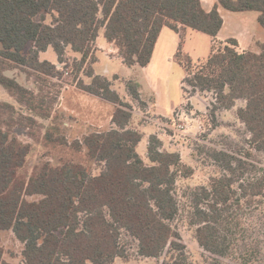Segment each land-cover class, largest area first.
Returning a JSON list of instances; mask_svg holds the SVG:
<instances>
[{
	"label": "trees",
	"instance_id": "1",
	"mask_svg": "<svg viewBox=\"0 0 264 264\" xmlns=\"http://www.w3.org/2000/svg\"><path fill=\"white\" fill-rule=\"evenodd\" d=\"M219 8L257 12V31L264 34V0H218L210 11L201 0H0V85L20 105L49 118L45 99L36 106L34 91L6 76V71L20 68L41 78L62 77L55 64L41 60V53L52 49L60 63H65L68 50L81 55L79 72L88 61H97L94 51L102 30L126 66L144 68L164 27L177 33L190 28L216 38L224 25ZM227 43L195 71L186 68L182 89L189 97L213 95L209 109L213 127H218L219 112L244 102L237 117L254 150L264 156V40H257L258 51L244 53L237 51V40ZM86 76L91 82L80 80L78 88L116 109L110 129L94 130L73 143L75 150L85 151L83 162L59 166L46 162L29 178L22 177L31 146L14 129L34 127L37 121L9 103H0V264H14L5 259L4 232H11L23 245L19 264H115L127 257L123 237L136 243L141 258L157 264H189L187 246L173 225L181 210L180 153L165 150L163 142L151 135L146 163L137 149L143 133L132 126L133 106L111 81L95 75L93 67ZM126 88L143 108L138 80H128ZM61 133L55 122L45 139L67 144ZM211 156L226 174L190 193L191 224L206 253L227 258L239 242L230 235L242 228L240 210L264 199V169L236 188L237 171L249 163L227 151H213ZM247 156L252 158L253 153ZM253 254L248 251L242 258L247 261Z\"/></svg>",
	"mask_w": 264,
	"mask_h": 264
},
{
	"label": "rangeland",
	"instance_id": "2",
	"mask_svg": "<svg viewBox=\"0 0 264 264\" xmlns=\"http://www.w3.org/2000/svg\"><path fill=\"white\" fill-rule=\"evenodd\" d=\"M249 15H258V13L252 12ZM50 21L51 17H48V22ZM254 24L258 25L257 22H254ZM101 34L103 36V33ZM254 36V50L258 51L256 42L258 39L264 40V34L257 31ZM180 44L181 48L180 50L178 48V50L180 51L181 58L178 59L176 57V63H174L170 72L172 75L163 78V88L174 100L183 98L181 80H183L186 68L192 66V70L195 71L198 64L203 61L201 57L202 51H194L191 45L187 46L184 43V39ZM216 46L221 48L219 44ZM101 53L96 48L94 56L97 57ZM80 59L81 55H75L72 51L68 50L64 58L65 63H67L68 68L71 70V75L68 77L41 78V76L35 73H26L20 68H12L5 72L6 76L16 79L19 84L34 91L36 106L40 102V98L43 97L45 99L43 107L51 113L49 118H45L39 113L40 110L36 112L29 110L25 106L20 105L0 85V103H9L19 113L33 117L37 121L34 127H16L14 129V134L22 142L31 146L26 165L20 171V175L24 178H29L38 167L46 162L51 163L53 166L70 162H83L85 160V151L75 150L73 143L77 140L82 141L86 134L94 130L105 131L108 129L94 128L78 120L79 116L81 118L93 117L91 111L94 107L99 108L102 113H108L113 109L111 104L96 102V100H92L93 98H88V96L76 90L68 91V89H72L75 85L78 87L77 83L80 80L86 82V73L94 66V64L88 61L81 71L78 72L77 67ZM42 60L55 61L57 60V56L53 50H50L42 56ZM125 69L128 68L126 66H119L117 70L120 73H124ZM122 92L124 91L122 90ZM186 95V97L192 98L188 94ZM124 97L132 99L127 91L126 94L124 93ZM212 101L213 95L211 93H200L195 96L193 102H189L188 107L194 119H198L196 121H189L191 125L186 133L180 134L173 130L174 122L172 123L173 129H166L167 132L171 131L169 133L171 136H166L164 142L165 150L180 153L182 159V168H180V177L177 182V195L180 200L181 210L180 216L173 225L179 231L183 243L187 246L189 264H264V199H258L247 210H240L242 228L238 233V230L233 229V233L230 235V239L239 241L236 242L233 255L227 258H212L198 244L195 237V226L191 224L192 204L190 193L199 187H209L213 179L220 178L226 174L223 165L212 158L213 151H227L249 163L237 171L234 177V187L236 188L240 183H246L249 180L255 179L262 172L261 170L264 169V156L254 150L253 145L250 144V135L237 117V109L244 106V102H237L236 107L230 111L219 112L217 116L218 127H213L209 110ZM71 102L75 103V110L78 116L67 112V108ZM133 102L134 106L138 108L135 101ZM205 107H208V110H205L208 115V120L205 119L206 121L203 119L205 114L198 111L199 109H205ZM137 118L138 121L136 123L139 125L151 123L146 117L137 116ZM55 122L61 125V134L65 137L67 144L61 145L58 142H50L45 139L47 131ZM147 145L148 138H145L141 147L138 148V153L146 163H149ZM249 152L253 153L252 158H247ZM98 172L99 170H94L95 174ZM1 239L6 252L5 259L8 262L19 264L22 259L21 252L23 245L15 239L11 232L2 233ZM122 243L126 248L127 257L118 258L115 264H157L156 260L139 257L136 243L133 240L123 237ZM248 251L254 254L250 256L249 260L245 261L242 256ZM214 259H218L219 263L215 262Z\"/></svg>",
	"mask_w": 264,
	"mask_h": 264
},
{
	"label": "crops",
	"instance_id": "3",
	"mask_svg": "<svg viewBox=\"0 0 264 264\" xmlns=\"http://www.w3.org/2000/svg\"><path fill=\"white\" fill-rule=\"evenodd\" d=\"M201 1L205 9L208 11L212 10L218 4V0ZM219 11L224 20V25L216 38L210 37L204 33L192 30L190 28H181L180 33H177L168 27H164L158 38L151 62L147 67L144 68L139 66H126L123 62V59L119 55V49L113 43L106 41L103 30L100 32L96 48L102 53L96 57L97 61L93 66L95 75H100L111 81L112 88L119 94H123L121 95L122 98L126 102H129L132 106H134V100H130L128 97L125 98L126 96L124 97V93L126 94L127 91L126 82L132 78H136L141 85L140 94L145 106L142 108L138 102L135 101V103L138 105V108L134 106L132 120V126L143 133V139L138 145V148L141 147V144L144 142L145 138H148L149 141V137L151 135H156L163 142V148L165 149L164 142L166 140V136H171V134H169L171 131L167 132L166 129H173L172 123L175 119L174 111L185 101V93L182 89V82L181 89L183 98L180 99L174 100L163 88V78L170 77L172 75L170 72L174 63H176V55L181 43L182 35L184 37V43L187 46L191 45L194 51H202L201 57L203 58V61L198 65L204 63L212 55L217 44H219L221 48L228 45L227 41L229 39L237 40L238 45L236 49L239 53H244L250 50L255 51L254 35L257 31V25L254 24V22H257L259 14L249 15L252 12H230L223 8H219ZM101 33H103V36ZM50 50L52 49H49L48 51ZM47 52L41 53V60L42 56ZM74 54L79 55L77 53ZM49 62L57 64L59 61L57 58V60ZM119 66H126L128 69H125L126 71L124 73H120L117 70ZM103 67L104 69H102ZM184 73L183 79L187 76V71H184ZM86 77L87 80L85 83L89 84L91 82V78L88 76ZM119 81L121 84H119ZM121 88L124 92H122ZM69 90H76L77 92L88 96V98H93L92 100H96V102H102V104H111L113 106V109L108 113H102L99 108L94 107L91 111L93 117L81 118V116H79V121H82V123L98 129H110L113 126L112 119L116 109V106L113 103L89 94L76 87V85L73 86L72 89H68V91ZM198 94L200 93H197L196 95ZM195 96H193L191 99L189 98V102H193ZM206 109L208 110V107L198 110L200 113L205 114V117L203 116L204 120H208V115L205 112ZM67 112L78 116L75 110L74 102L70 103L69 107L67 108ZM137 116L146 117L151 123L139 125L136 123V121H138ZM197 119H194V116L192 115V120L196 121Z\"/></svg>",
	"mask_w": 264,
	"mask_h": 264
},
{
	"label": "built area",
	"instance_id": "4",
	"mask_svg": "<svg viewBox=\"0 0 264 264\" xmlns=\"http://www.w3.org/2000/svg\"><path fill=\"white\" fill-rule=\"evenodd\" d=\"M219 47L216 46L214 52L218 51ZM114 53V52H112ZM56 65L57 70L62 71L64 73V76H70L71 70L68 68L67 63H60L58 62ZM185 94V101L184 103L178 107L175 111V119H174V129L176 132L180 134L186 133V131L190 127L189 121L192 120V112L189 109V98L186 97Z\"/></svg>",
	"mask_w": 264,
	"mask_h": 264
}]
</instances>
